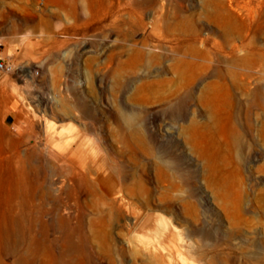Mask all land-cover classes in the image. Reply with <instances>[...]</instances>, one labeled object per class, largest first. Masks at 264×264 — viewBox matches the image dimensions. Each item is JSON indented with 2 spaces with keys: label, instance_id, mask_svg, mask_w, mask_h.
I'll return each instance as SVG.
<instances>
[{
  "label": "rangeland",
  "instance_id": "rangeland-1",
  "mask_svg": "<svg viewBox=\"0 0 264 264\" xmlns=\"http://www.w3.org/2000/svg\"><path fill=\"white\" fill-rule=\"evenodd\" d=\"M0 58V264H264V0H0Z\"/></svg>",
  "mask_w": 264,
  "mask_h": 264
},
{
  "label": "bare ground",
  "instance_id": "bare-ground-1",
  "mask_svg": "<svg viewBox=\"0 0 264 264\" xmlns=\"http://www.w3.org/2000/svg\"><path fill=\"white\" fill-rule=\"evenodd\" d=\"M55 3L61 4L63 0H51ZM11 8V7H10ZM96 12L99 13L101 10L99 8H95ZM103 12V11H102ZM9 16L14 15L13 13L8 14ZM50 25L45 23H38L34 19H21L20 22L14 23L11 28V32H25L28 30H37V29H49ZM19 146H17L16 151L18 152ZM19 155V154H18ZM21 161V156H18ZM8 182L6 189H2L3 192L0 191V205L4 208V210H0V234L4 242L8 240L10 237H13L16 232L17 227V219L13 215V207L15 205L16 199L20 195L21 181L24 176L20 170L14 171L11 167V164L8 168ZM97 192V191H96ZM18 232V231H17ZM66 250L69 253H76L82 256L84 252V247L82 244H76L70 236L67 238ZM82 264H86L83 260Z\"/></svg>",
  "mask_w": 264,
  "mask_h": 264
},
{
  "label": "built area",
  "instance_id": "built-area-1",
  "mask_svg": "<svg viewBox=\"0 0 264 264\" xmlns=\"http://www.w3.org/2000/svg\"><path fill=\"white\" fill-rule=\"evenodd\" d=\"M14 70V67L11 64H8L3 60V58H0V72H6L10 73Z\"/></svg>",
  "mask_w": 264,
  "mask_h": 264
}]
</instances>
